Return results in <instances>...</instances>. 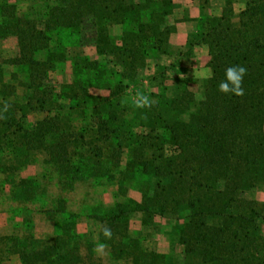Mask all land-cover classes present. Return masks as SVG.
<instances>
[{"label":"trees","instance_id":"1","mask_svg":"<svg viewBox=\"0 0 264 264\" xmlns=\"http://www.w3.org/2000/svg\"><path fill=\"white\" fill-rule=\"evenodd\" d=\"M195 1L204 11L211 3ZM29 2L25 13L0 0V47L16 45L0 56V180L8 199L31 204L45 194L37 178L22 175L44 155L69 190L82 182L117 188L114 204L88 215L112 264H264V204L245 196L264 186V0H243L239 13L237 0H224L198 20L187 52L207 48L203 80L171 75L172 57L187 54L170 43L175 0ZM72 46H93L96 55L71 58L74 80L55 85L51 74ZM151 62L148 80L158 91L148 95L151 108L139 109L128 92ZM232 66L247 69L243 96L218 90ZM131 186L140 200L129 197ZM47 212L62 216L54 240L37 238L25 217L23 235L0 234V261L93 264L96 243L78 232L79 215L63 199ZM135 215L143 226L176 220L182 257L145 247L131 231Z\"/></svg>","mask_w":264,"mask_h":264},{"label":"rangeland","instance_id":"2","mask_svg":"<svg viewBox=\"0 0 264 264\" xmlns=\"http://www.w3.org/2000/svg\"><path fill=\"white\" fill-rule=\"evenodd\" d=\"M19 4V9L25 13L30 12L29 0H10ZM181 4L177 8H185L192 4V0H179ZM191 2V3H190ZM182 5V6H181ZM211 12L221 10L220 6L213 4ZM188 7V6H187ZM244 8L243 0H237L235 9L239 13ZM177 16H184V10L177 11ZM175 24L180 21L174 15ZM119 33V31H115ZM57 42V41H56ZM55 42V43H56ZM1 57H8L14 54L16 45L13 40L3 43L0 47ZM69 60L63 63L56 72L51 74V80L55 85L69 84L75 78V71L72 65L71 58L78 55H89L95 57L96 51L93 46L78 47L72 46L67 50ZM0 57V58H1ZM195 62L191 66V79L203 80L209 76L208 64L204 65L202 60ZM167 62L170 60H166ZM203 61V62H202ZM165 62L167 65H169ZM155 71L154 63H150V67L143 74L140 85L132 86L128 92L130 98H134L138 93L148 96L150 93L157 92L158 89L152 88L148 80L149 75ZM11 72L8 69V74ZM172 75V74H171ZM185 77V76H184ZM171 82L169 81L168 84ZM192 90L198 91V86L192 84ZM93 94H102V91L93 90ZM42 116L33 117L39 119ZM23 177H35L45 194L39 196L38 200L31 204H20L12 202L8 199V189L2 186L0 180V234L1 235H23L26 232V227L23 224L25 217H29L34 225L33 232L37 238L43 239L47 243H51L59 231L60 220L62 216L57 212L49 214L48 210L57 208L58 201L63 199L66 201V207L69 213L79 215L78 232L87 236L91 241L96 243V254L93 258V264H112L110 251L104 247L101 249L98 245L99 224L91 220L88 215L93 206L104 203L108 206L116 201L115 193L117 188L109 184L98 185L93 182L79 183L74 190H69L63 185V180L60 178L57 170L45 163V156L38 155L34 165L28 167L23 172ZM246 198L256 200L264 204V186L254 191L246 192ZM129 197L140 200L141 194L131 186ZM142 216L135 215L131 219V231L133 234L140 236L144 246L150 250L157 251L168 255L170 258L177 260L182 257L183 247L178 243L174 229L178 225L176 220L166 218H157L151 226H143L141 223ZM264 232V229H263ZM86 248L82 249V255L87 256ZM0 264H21L18 256H13L9 261L1 262ZM87 264H91L87 261Z\"/></svg>","mask_w":264,"mask_h":264},{"label":"crops","instance_id":"3","mask_svg":"<svg viewBox=\"0 0 264 264\" xmlns=\"http://www.w3.org/2000/svg\"><path fill=\"white\" fill-rule=\"evenodd\" d=\"M191 2L192 4L187 5L188 7L186 6L185 8H177L178 5L182 3V1L179 2V0H175L176 8L174 11V15L176 19L178 20L180 19V21L177 22L176 31L171 36V40H170V43L173 47L177 49H181L185 52L188 51V47H187L188 41L197 32L198 20L202 16L211 13L210 9L211 7H213L212 6L213 4H217L218 6H220V8H222V6L224 5V0H211L210 6L206 11H204L195 0H192ZM181 9L182 11L184 10V16H177V11ZM117 30L119 31V33H115V31ZM113 33L115 35H120L121 29L119 27H115L113 29ZM187 54L182 57H177V58L172 57L173 58L172 62L174 61V64L178 65L177 70L174 68L173 70L175 71L171 72L172 75H174V73L175 74L179 73L180 77L186 76L189 78V76H191V71H192L191 66L195 64V62H199V60H201L200 58L201 54H202V60L204 61V65L205 64L207 65L209 63V55L206 47L195 46L193 51L187 52ZM168 60H170L168 62L171 63V59Z\"/></svg>","mask_w":264,"mask_h":264},{"label":"clouds","instance_id":"4","mask_svg":"<svg viewBox=\"0 0 264 264\" xmlns=\"http://www.w3.org/2000/svg\"><path fill=\"white\" fill-rule=\"evenodd\" d=\"M247 74V69L243 66H232L226 69L225 80L218 85V90L223 94H234L235 96H243L244 90L242 87L243 78ZM123 102V101H122ZM136 108H151L154 101H151L148 96L138 93L132 100ZM6 110V109H5ZM103 235L106 238H111L112 233L108 228L103 229ZM103 248V245H100Z\"/></svg>","mask_w":264,"mask_h":264}]
</instances>
